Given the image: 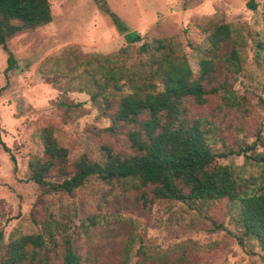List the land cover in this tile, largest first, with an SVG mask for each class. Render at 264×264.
<instances>
[{"label":"rangeland","instance_id":"1","mask_svg":"<svg viewBox=\"0 0 264 264\" xmlns=\"http://www.w3.org/2000/svg\"><path fill=\"white\" fill-rule=\"evenodd\" d=\"M100 1L141 38L119 60L126 68L147 60L140 43L162 39L179 46L196 75L208 34L229 24L224 50L235 47L240 67L227 72L216 65L211 82L225 80L228 98L222 90L208 94L203 104L190 103L189 113L208 120L212 146L224 154L217 162L231 165L249 189L264 190V163L254 159L264 152V50L256 46L264 41V0H253L254 8L249 0ZM49 3L51 22L8 40L14 68L7 69L0 45V139L9 148L0 142V248L12 237L43 233L50 264H61L65 238L82 264H264V252L241 235L238 208L226 198L155 199L148 188L96 177L71 194L46 193L29 179L28 161L43 153V128L67 149L70 163L82 154L100 159L104 144L128 151L122 130H103L111 125L104 97L91 98L89 69L77 64L84 54L113 56L127 45L125 35L98 0Z\"/></svg>","mask_w":264,"mask_h":264},{"label":"trees","instance_id":"2","mask_svg":"<svg viewBox=\"0 0 264 264\" xmlns=\"http://www.w3.org/2000/svg\"><path fill=\"white\" fill-rule=\"evenodd\" d=\"M98 1L116 29L125 35L127 45L113 56L81 55L77 64L89 69L96 87L91 98L104 97L111 125L103 130L110 134L122 130L128 151L104 144L100 159L82 154L70 163L67 149L50 129L43 128V153L28 161L29 179L46 193L71 194L90 177H96L107 183L126 182L136 188H148L155 199L189 203L226 198L238 208L236 223L241 235L254 239L264 252V190L249 189L231 165L217 162L224 154L215 152L212 146L208 120L193 118L189 113L190 103L203 104L208 94L222 90L228 98L225 80L218 85L211 82L216 65L227 72L240 67L235 47L224 50L231 37L229 24H216L208 34V46L196 75L179 46L162 39L140 43L138 52L148 54L147 60L126 68L119 60L127 54L129 44L141 38L128 32L104 1ZM248 5L255 7L253 0ZM51 20L49 0H0V45L7 53V69L15 67L8 40ZM256 46L264 50V41ZM125 87L128 90L118 95ZM10 158L14 161L13 155ZM254 159L264 163V152L257 153ZM49 177L60 180L51 181ZM50 247L43 233L12 237L0 248V264H50ZM61 264H82L69 238L63 240Z\"/></svg>","mask_w":264,"mask_h":264}]
</instances>
